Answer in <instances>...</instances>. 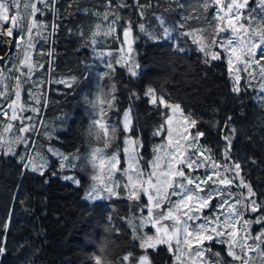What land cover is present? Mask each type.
<instances>
[{
    "label": "trees",
    "instance_id": "1",
    "mask_svg": "<svg viewBox=\"0 0 264 264\" xmlns=\"http://www.w3.org/2000/svg\"><path fill=\"white\" fill-rule=\"evenodd\" d=\"M255 1L257 3V0H252ZM48 2L51 4L52 0ZM126 2L133 4V0ZM138 2L145 6L143 15H139L135 7L116 9L117 0H112L110 6H106V0H55V10L49 8L43 16L36 15L35 19L44 24L43 36L47 39H39L31 53L34 65L31 79L40 81L41 86L39 89L36 84L26 85L21 90L18 103L26 109L33 108L36 102L29 99V89L34 93L39 91L40 113L23 112L24 121L32 116L36 123L24 134H20L17 127L10 128L14 131L7 129V125L12 123V110H7L8 119L0 116V138L10 133L15 143L11 153H6L5 148L0 149V224L7 221L9 225L0 232L4 249L0 254V264H93L81 249L89 252L94 249L93 244L85 242V237L94 231L99 239L102 233L97 225H106L112 230L111 235L117 245L114 264H125L123 257L126 255L132 262L138 261L142 255L139 243L133 239L127 217L130 211L137 209V203L140 207L146 203L144 199L133 204L121 199L113 201L118 211L113 216L107 204L84 200L88 186L86 179L79 178V185L63 179L75 172L78 158L68 156L65 167L61 169L62 156L56 158L49 154L43 175L22 167L20 158L27 162L32 156L35 149L31 150L33 143L41 139L40 122L43 123L47 113L57 117L60 127L48 138V146L56 148L63 156L72 153L80 155L90 147L84 135V126L88 123L84 112L86 108L81 105L83 96L79 91L92 96L96 90L109 91L114 86L112 92L116 110L111 113V118L119 125L118 148L122 147L124 138L121 117L131 106L130 135L139 144L138 155L144 168L148 167L167 136L164 108L159 104L152 105L149 98L143 95L148 87L154 88L156 95L167 102L180 104L185 115L197 120L192 133H204L198 144L211 148L218 160L223 148L222 137L235 128L232 158L241 162V175L257 193V203L264 204V107L257 99L260 95L258 88L245 79L240 85L241 92L234 93V82L224 57L205 64L202 53L196 50L192 40L180 41L186 51L177 54L171 41L152 39L139 31L138 24L148 22L146 33H154L155 26L159 27L158 15H162L168 25L176 21L179 23L181 16L188 13L178 7L176 0ZM201 8L198 6L197 12L192 13L198 19L187 21V24L192 23L190 28L209 27L215 8L209 7L207 12H201ZM117 13L122 18L116 21V30L105 35L104 30L111 26ZM129 18L135 38L138 36L135 43L139 65L136 77H131L126 67L115 63L124 47L121 43L122 27ZM23 20L26 25L27 16ZM94 33L97 43L91 45ZM101 51L112 53L106 57L113 61L116 69L111 76H103L107 71L105 60L96 55ZM0 53L6 54L2 46ZM23 53L22 43L2 67L5 79L0 84L4 91L0 96V113L6 109L12 93L17 91L14 77L18 71L21 72L18 65ZM61 80L67 81L70 86L58 83ZM70 115L74 116L72 120H69ZM64 125L67 129L63 132L61 127ZM157 128H161L158 136L153 135ZM17 137L24 138L27 143L23 140L17 142ZM123 165L121 150V167ZM261 213H264V207L254 213L253 218ZM253 227L255 233L264 225ZM211 246L210 260L216 259L213 253H219L225 264H233L232 258L227 256L225 244L213 242ZM148 254L153 264L173 262L172 254L166 247L150 249Z\"/></svg>",
    "mask_w": 264,
    "mask_h": 264
},
{
    "label": "snow or ice",
    "instance_id": "2",
    "mask_svg": "<svg viewBox=\"0 0 264 264\" xmlns=\"http://www.w3.org/2000/svg\"><path fill=\"white\" fill-rule=\"evenodd\" d=\"M111 3L112 0H106V6H110ZM176 3L179 8L188 12L187 15L181 16L179 24L170 26L164 17L160 16L157 17L158 26L161 29L159 36L155 33L146 34L150 35L152 39L171 41L177 54L186 51L177 41V35L185 38L191 37L192 43L197 46L196 50L202 53L205 64L224 57L227 60L228 71L233 74L232 91L234 93L241 92L239 86L240 73L248 74L246 79L249 84L253 80H257V75H259L260 79L257 83L260 95L257 96V99L261 101V106L264 107V63H261V58H264V0H257L258 13L249 10L246 15L243 14L242 10L248 7L249 0H191L190 3H180L179 0H176ZM54 4L55 0H52L51 4L48 0H0V46L7 51L9 48L18 49L22 43L24 44L23 59L20 63L21 72L14 77L15 88L17 89L15 99L7 105L8 108L12 109L11 120L19 119L23 122L24 111H38L34 107L26 109L23 104L18 102L20 101L21 90L26 85L35 84L31 79L34 68L31 62V53L39 39H47L43 36V22L36 20L35 17L37 14L43 16L49 8L55 10ZM198 6H202V11L209 7L215 8V12L209 21L210 31L209 27L194 30H188L186 27L187 21L198 19L191 11ZM131 7L137 8L138 14L143 15L145 6L140 5L138 0H133L131 5L126 0H117L115 5L116 9ZM22 8L24 11H21ZM109 10L112 9L109 8ZM25 16L28 18L26 25L23 20ZM121 18L117 13L116 19L111 22L110 27L104 30V34L108 35L114 32L116 21ZM131 25L132 20L130 18L125 20L121 39L122 45L126 46L121 49L125 55L116 60L115 63L122 68L126 67L131 77H136L139 65L133 59ZM97 28L99 29V25ZM138 29L144 33L145 25L139 23ZM221 33H226V35H221ZM95 36L96 33L93 34L91 45L97 43ZM212 49H216V51ZM96 55L105 60L107 71L103 73V76H111L116 69L113 61L106 59V57L111 56L112 53L101 51ZM7 62H9V56L0 53V67ZM236 64H239L240 67H235ZM4 79V74L0 72V84L3 83ZM58 83L70 86L67 81L61 80ZM3 94V88H0V96ZM101 95H103V91H101ZM143 95L147 96L149 102L154 106L163 105L170 109L172 114L179 112L184 122L179 123L174 133L173 116H165L168 143L164 146L171 149L165 153L168 160L162 166V157L157 154L150 162V170L148 171L142 169L137 162L138 153H134L133 145L139 147L138 142L132 139L126 140L124 151L128 153V165L126 169L122 170V176L126 177L123 187L127 189V199L129 200H138L141 192L147 197L145 204L147 216L141 217L140 227L150 225L154 229L152 235L140 237V247L155 249L158 245H166L171 250L174 241L176 250L183 252L196 245L194 250L189 253L190 260L184 264H197V261L199 264H225V260L221 258L219 253H213V256L216 257L215 260L201 259L206 252L210 251L209 248L203 247L204 242L215 239L217 243L227 245V256L239 261L240 264H254L255 258L250 255L253 252L264 262V227L255 236H250L246 231L245 236L240 238L239 252L234 248V245L237 244L236 227L241 221H243L244 226L253 223L264 225V213L255 219H244L245 213H256L264 207V204L257 203L255 198L257 193L241 175L243 171L241 162L232 158V134L235 133V128H231L228 134L222 137L223 148L220 152L221 159L218 160L211 148L198 144L199 138L204 135L203 132H196L189 141L188 128L195 126L197 120L191 115H184L180 104L168 103L163 98H158L152 87H148ZM28 96L29 99H34L36 93L29 89ZM133 96L136 94L133 93ZM114 99L111 93L110 99L107 101L100 99V107L97 112L99 118L93 120L94 126L103 132L105 144L108 143L110 126L105 119L107 109L104 105L106 104L108 109L112 108ZM37 103H39L38 100ZM131 113V106L123 113L125 131L131 128ZM2 115L3 113H0V116ZM11 127V124L7 125V129ZM163 127L162 125L161 128ZM161 128H157L153 135H160ZM21 131H28V127L22 126ZM111 131L115 133L116 128L112 127ZM100 139L101 136L98 133L97 140ZM22 140L27 143L24 138L17 137V142ZM186 141L188 143L185 145ZM2 146L3 144H0V147ZM189 148L194 149V151L188 152ZM8 151H12L11 145H8ZM54 155L62 156L60 167L63 169L65 167L63 161L67 160L68 157L59 153H54ZM202 155L204 159H201ZM20 159L22 167L30 168L32 172L39 170L43 175V170L47 166L46 161L39 162L38 168L37 162L33 159L30 158L27 162L24 161L23 157ZM91 159L96 173L92 176L93 183L84 195V200L96 202L117 197V190L121 187V182L115 178V174L121 171L117 167L120 162L117 156L112 155L106 158L102 149L96 147L92 150ZM194 172L197 174L193 175ZM63 179L70 180L74 185L80 184V181L73 176L66 175ZM233 188H238L241 191L234 192ZM213 200H216L215 204L212 203ZM165 204H167L166 208L163 207ZM205 209H210V211L205 214ZM8 226L7 221L0 224V232H3ZM249 238L251 243L247 242ZM2 245L3 237L0 235V254H3L4 251ZM176 258L178 261L180 260L179 255ZM123 260H129V256H124ZM95 264H101L99 257L95 258ZM139 264H150L148 256L140 257Z\"/></svg>",
    "mask_w": 264,
    "mask_h": 264
},
{
    "label": "rangeland",
    "instance_id": "3",
    "mask_svg": "<svg viewBox=\"0 0 264 264\" xmlns=\"http://www.w3.org/2000/svg\"><path fill=\"white\" fill-rule=\"evenodd\" d=\"M190 2H191V0H180V3H190ZM258 9H259V7H258V4L256 3V1L255 2H252V0H249L248 7L245 8V9H243L242 12H243V14L246 15V14H248L249 10H254L255 12H257ZM22 10L24 11V9H22ZM181 10L184 11L185 13H188L185 9H181ZM197 10L198 9L196 8V9L191 10V11L194 14L195 12H197ZM207 11H208V9L207 10H204L203 12H207ZM201 12H202V10H201ZM158 17H160V15H158ZM178 24L179 23L176 21L173 25H170V26H176ZM190 24H192V23L187 24V26H186L187 29L188 30H194L193 28H190ZM144 25H145V32L143 34H146L147 27H148L149 23L146 22ZM158 28L159 27L155 26L154 33L156 35H157V32L160 33V30ZM174 35H177V34L174 33ZM197 35H199V33H197ZM221 35H226V33H221ZM136 39H138V36H137V38H135L134 32H132L133 59L136 61V63H138V54H137V50L135 48ZM182 40L188 42V40H192V38L191 37L185 38V37H181V36H178L177 35V41L180 42ZM125 47L126 46L124 45L123 48H125ZM196 48H197V46H196ZM212 50L213 51H216V49H212ZM221 51H222V49H221ZM119 52H120L119 58L125 55V52L124 51H119ZM129 62H131V61H129ZM261 63H264V58H261ZM235 67H240V65L239 64H236ZM137 72H138V69H137ZM230 74H231V78H232V80L234 82L233 74L232 73H230ZM240 75H241V80H240L239 86L241 85V83L243 82V80L246 79V77H247L248 74L247 73H240ZM259 79H260V77H259V75H257V80H253L251 82V85L253 84V85H255L258 88L257 81ZM34 82H35V84L37 86H39V89H40V86H41L40 81H37V82L34 81ZM112 91H113V88L110 87V89H109L108 92H110L112 94V96H113V92ZM79 92L81 93V96H83V97L86 96L85 94H83V91H79ZM158 98H163V97H158ZM14 99H15V93L13 92L12 93V96L9 98V102L13 101ZM34 100L36 102V105L34 106V108H37L38 109L37 112H34V115H38L40 113V110H41V107L37 103V100H39V91L36 93V96H35ZM81 105H82L83 108L84 107L86 108V111H88V109L86 107V104L83 101V99H82V104ZM104 107L107 109V111H109V114H107V111H106V117H105L106 122L110 126L109 127V137L111 136V128L112 127H115L116 128V135H115V138L114 139H111L110 142H108L107 144L103 143L100 140L95 141V146L94 147L95 148L96 147L101 148L102 151H103V154H104V156L106 158L107 157H110L112 155H116L117 156L118 160L120 161L119 164L117 165V167L121 171H118L115 174V178L121 182V187L117 190L118 191V196L117 197H113L110 200H102V201H96V202H100V203L107 204L108 207L110 208V212L112 213L113 216H115L116 214H118V211H117V208L115 207V204L113 203V201H115L117 199H121V200H126L128 203L133 204V203H135L134 201H140L141 199H144L145 202L147 203V197L144 195L143 192H141L140 193V198L138 200H135V199L134 200H129V199H127V189H125L123 187V183H124V180L126 179V177H123L122 176V170H124V169L127 168V165H128V153H126L124 151V149L126 147V140L127 139H132L134 141H136V140L130 135L132 125H131V128L129 130H127V131L124 130V128H123V115H122V117H121V128L124 131V138H123V145H122V147L118 148L117 141L119 139V125H118V122L116 120H114V119L111 118V113L116 110L115 99H114L112 108L108 109L106 104L104 105ZM162 107L164 108L165 116L166 115H172L173 116V132L175 133V129H176V127L179 126V123L184 122L183 121V117L181 116V114L179 112H177L175 114H172L171 111H170V109L165 108L163 105H162ZM7 110L10 111L12 109L6 107V109H4L3 112H1V113H3L2 117L6 118V119L9 118V113H7ZM44 110H45V108H44ZM18 115H19V113H18ZM29 117H31V119H28L27 118L26 121L23 120V122H21V120H19V119L12 120V123H11L12 127L11 128L17 127V129L19 130V133L20 134H24V133L28 132L36 124L34 122L35 119H33L34 117H32V116H29ZM73 118H74L73 115H70L69 116V120H72ZM95 118H99L97 113L95 115ZM57 121H58V119H57V117L55 115H53L51 113H47L45 119H43V123H42V121L40 122L39 127H42L41 139H39V141L37 143H35V142L33 143L31 150L34 147H35V149H34V152H33L32 156L31 155L29 156V158H31V159H33L34 161L37 162V167L38 168H39V162L46 161V158H47V156L49 154H51L53 157H56V158H58V156H59V155H54V153H59V151L56 150V148L47 145L48 138H50L51 135L54 132H56L57 130H60V127L58 126ZM22 126L23 127H28V131H26V132L21 131V127ZM165 128H166V132H167V126H166V124H165ZM193 128H194V126L188 128L189 141L191 140L192 135H194L192 133ZM66 129H67L66 128V125H64L63 127H61V131H63V132L66 131ZM9 131H14V130H10L9 129ZM181 131H183V129H181ZM109 137L107 139H109ZM13 140H14V137H11V134L10 133L5 138H0V144H3V146L0 147V149L1 148H5L6 153H11L13 151L14 145H15V143H14ZM167 143H168V141H167V136H166V139H165L164 143L161 144L157 148V152L155 154V156L157 154L161 155V157H162V160H161L162 166L165 165L167 163V160H168V157L165 155V153H167V152H169L171 150L170 148L164 146ZM187 143L188 142L186 141L185 142V145ZM8 145H11L12 146V151L11 152L8 151ZM87 145H89L88 141H87ZM48 147H49V149H48ZM133 149H134V153H138V147L136 145H133ZM88 150H89V148L86 151H88ZM121 150L123 151V154H124V165H123V167H121ZM193 151H194V149H191V148L188 149V152H193ZM80 155L77 154V153H75V154L72 153L70 155H65V156H67V157L70 156V157L78 158ZM155 156L153 157V159L155 158ZM136 159H137V162L139 163V165H140V167L142 169H144L145 171L150 170V163H149V165H148L147 168H144L143 165L140 162L139 155L136 156ZM201 159H204V156L203 155L201 156ZM64 162H66V160H64L63 163ZM74 170H75V172L69 173V176H73L74 178H76L78 180H79V178L86 179L87 182H88V186H87V190H88L89 187L91 186V184L93 183L92 178H90L88 174H86V173H84L83 171L80 170L79 162H78L77 168H75ZM200 171L202 172L203 170H200ZM37 172L40 173L39 170ZM79 172H81V173L79 174ZM195 174H197V173L194 172L193 175H195ZM67 181H70V180H67ZM233 191L238 193L241 190L238 189V188H233ZM244 191H246V190H244ZM87 202L94 203L92 201H87ZM212 203L215 204L216 203V200H213ZM145 204L140 207L139 204L137 203L136 204L138 206L137 209H135L133 211H130L129 216L127 217L128 225H129L130 230L132 232L133 239L136 242H138L139 245L141 244L140 237H143L145 235H152L154 233V229L150 225L144 226V227H140L141 217L147 216V208L145 207ZM163 207L166 208L167 207V204H165ZM142 209H143V211H142ZM156 211H159V210H156ZM209 211H210V209H205L204 210V213L207 214ZM253 215H254V213L247 212V213H245L244 219L245 220L255 219V218H253ZM253 225H256V224L253 223L251 225L244 226L243 221H241V223L237 225V227H236V233H237L236 234V241H237V244L234 245V248L236 249L237 252H239V250H240L239 247H238L240 238L243 237V236H245L246 231L250 234V236H255V235L258 234L257 231H255L256 234L254 233V230H253L254 227H253ZM213 242H216L215 239L213 241H205L204 244H203V247L209 248L211 250L212 249V246L211 245H212ZM247 242L248 243H251L252 241L249 238L247 240ZM159 247H166L169 250V252L172 254V257H173L172 264H184V262H188L190 260L189 253L194 250V248L196 247V245H193L191 248H188V249H186L183 252H178L176 250L175 242L174 241H173V248L171 250L166 245H158L154 250H156ZM226 247H227V245H226ZM140 248L142 249V255L140 257H142L144 255H147L148 258H149V260H150V264H153L152 261H151V259H150V257H149V254H148V251L150 249H152V248H147V249L142 248V247H140ZM209 252L210 251L206 252L205 255H204V257H202L201 259L202 260H210V258L208 256L209 255ZM177 255L180 256V260L179 261L176 258ZM250 255L255 258L254 259V264H264V262H262L261 258L259 256H257L256 253L253 252V253H250ZM132 261L133 260H130V257H129V260H127L125 264H139V260L136 261V262H132ZM233 261H234L233 264H240L239 261H235V260H233ZM197 264H199V261H197Z\"/></svg>",
    "mask_w": 264,
    "mask_h": 264
},
{
    "label": "clouds",
    "instance_id": "4",
    "mask_svg": "<svg viewBox=\"0 0 264 264\" xmlns=\"http://www.w3.org/2000/svg\"><path fill=\"white\" fill-rule=\"evenodd\" d=\"M86 104L88 111L85 112V117L88 120V123L84 126V135L90 145L89 150L82 153L78 157L80 170L84 173L88 174L90 178L96 173V169L92 166L91 153L94 142L97 141V134L101 136L100 141L105 143V139L103 137V132L94 126L93 120L95 119V115L98 112L100 107L99 100L104 99L107 101L110 99V92L103 90V95H101L100 90H96L92 96H85L82 98ZM116 132L113 133L111 131V136L107 139V142H110L111 139H114ZM101 230V236L99 239L96 238L95 232L93 231L89 236L85 237V242L94 245V249L92 251H86L83 248L81 251L84 252L86 258H89L95 264V258L99 257L101 260V264H114L113 257L117 251V245L113 240L111 235L112 230L108 228L106 225H97Z\"/></svg>",
    "mask_w": 264,
    "mask_h": 264
},
{
    "label": "water",
    "instance_id": "5",
    "mask_svg": "<svg viewBox=\"0 0 264 264\" xmlns=\"http://www.w3.org/2000/svg\"><path fill=\"white\" fill-rule=\"evenodd\" d=\"M6 26V25H5ZM13 49L9 48L7 51H6V54L5 55H8L9 58L11 57L12 53H13ZM11 53V54H10ZM5 65V63L2 65V67ZM2 67H0V72L2 70Z\"/></svg>",
    "mask_w": 264,
    "mask_h": 264
},
{
    "label": "bare ground",
    "instance_id": "6",
    "mask_svg": "<svg viewBox=\"0 0 264 264\" xmlns=\"http://www.w3.org/2000/svg\"><path fill=\"white\" fill-rule=\"evenodd\" d=\"M81 59H82V58H81ZM77 67H78V66H77ZM77 67H76V68H77ZM76 70H77V69H76ZM50 74H51V73H50ZM69 92H70V91H69ZM63 97H64V96H63ZM71 97H72V95H71ZM69 98H70V97H69ZM73 98H74V96H73ZM73 98H72V99H73ZM62 99H63V98H62ZM68 100H69V99H68ZM65 101H66V100H65ZM63 104H65V103H63ZM61 136H62V135H61Z\"/></svg>",
    "mask_w": 264,
    "mask_h": 264
},
{
    "label": "flooded vegetation",
    "instance_id": "7",
    "mask_svg": "<svg viewBox=\"0 0 264 264\" xmlns=\"http://www.w3.org/2000/svg\"><path fill=\"white\" fill-rule=\"evenodd\" d=\"M19 49V48H18ZM18 68H20V66L18 65ZM20 74V72L18 71V74L17 75H19Z\"/></svg>",
    "mask_w": 264,
    "mask_h": 264
}]
</instances>
